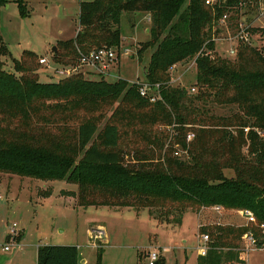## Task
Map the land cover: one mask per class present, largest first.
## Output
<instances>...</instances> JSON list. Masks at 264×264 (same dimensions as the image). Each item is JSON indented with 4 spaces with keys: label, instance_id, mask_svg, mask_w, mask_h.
I'll return each mask as SVG.
<instances>
[{
    "label": "trees",
    "instance_id": "trees-1",
    "mask_svg": "<svg viewBox=\"0 0 264 264\" xmlns=\"http://www.w3.org/2000/svg\"><path fill=\"white\" fill-rule=\"evenodd\" d=\"M15 1L27 15L25 2ZM135 11L151 16V37L138 53L153 50L146 80L160 85L156 102L123 78L90 80L78 73L42 82L31 50L6 70L1 57L9 51L0 37V174L66 181L77 192L59 194L81 207L149 209L161 222L179 225L188 210H249L256 222L248 226H204L209 248L197 258V264L244 263V236L252 234L255 247L264 248V51L241 45L234 60L205 55L214 19L205 0H90L79 2L78 30L56 44L53 62L75 65L81 54L102 47L116 48L119 57L123 13ZM193 58L197 94L193 86L171 84L170 69ZM211 103L238 111L218 116ZM98 250L102 264L104 249ZM79 262L76 246L37 248L36 264Z\"/></svg>",
    "mask_w": 264,
    "mask_h": 264
},
{
    "label": "rangeland",
    "instance_id": "rangeland-1",
    "mask_svg": "<svg viewBox=\"0 0 264 264\" xmlns=\"http://www.w3.org/2000/svg\"><path fill=\"white\" fill-rule=\"evenodd\" d=\"M23 2L27 15L20 14L15 0H7L0 7V37L9 51V55L1 57L6 70H12V59H18L24 50H31L38 57L46 56L52 61V48L60 41L73 38L78 24V0ZM147 13H123L121 55L108 72L97 73L82 67L69 76L81 73L90 80L105 78L116 81L123 78L130 83H147L146 69L153 50H144L142 56L138 53L151 37L147 30L151 16ZM217 46L222 50L223 45ZM194 62L193 58L173 66L170 69L171 84L187 88L193 86L190 91L197 94ZM50 65L60 69L71 67L56 63ZM38 72L42 82L60 79L52 68L45 65H39ZM208 108L218 116H230L238 111L235 105L216 103L209 104ZM225 174L235 176L232 169H225ZM49 189L52 194L45 196ZM59 190L77 192V186L66 181H42L0 174V264H36L34 246L43 244L76 246L86 264H97L99 247L104 249L102 264H146L147 253L152 249L158 250L161 258H166V264H197L196 248L204 226L220 224L236 228L249 225L247 217L237 210H188L179 225L161 222L149 209L84 208L77 204L76 198L61 199ZM13 224L17 226V236L23 234L20 244L17 241L9 243L7 239ZM247 241L246 236L241 239V250L246 258L241 264H264V248L248 250ZM5 244H9V251L2 249Z\"/></svg>",
    "mask_w": 264,
    "mask_h": 264
},
{
    "label": "built area",
    "instance_id": "built-area-1",
    "mask_svg": "<svg viewBox=\"0 0 264 264\" xmlns=\"http://www.w3.org/2000/svg\"><path fill=\"white\" fill-rule=\"evenodd\" d=\"M206 5L213 10L214 19L210 28V38L204 45L202 50L205 55L214 56L217 54L220 57L228 59H236L241 45H249L254 48L264 51V0H239L237 3H231L230 0H205ZM222 10V12L220 11ZM217 35H221L217 37ZM214 43L213 49H207V44ZM217 44L223 45L221 50ZM118 59V52L115 48L102 47L88 54H81L78 62L71 65L70 68H56L50 65V61L46 56H40L38 62L40 65H45L47 68H52L53 72L59 77H67L72 73H76L80 68L86 67L97 73H106ZM50 62V63H49ZM195 63V62H194ZM196 64V63H195ZM140 93L148 98L151 102H156L161 99L160 85H149L148 83L140 84ZM188 140L193 138V134H188ZM213 209L220 211L223 209L220 206H214ZM241 214L247 217L248 222H256L254 214L249 210L240 211ZM260 227L264 233V224ZM102 233H100L101 235ZM18 235L16 224H13L8 230L9 243L15 242L14 239ZM101 237V236H100ZM247 248L255 247L256 240L252 234L247 235ZM209 248V235L201 234L197 249L200 255H205ZM4 251H9V244H5L2 248ZM160 253L156 249H152L147 253L146 264H158Z\"/></svg>",
    "mask_w": 264,
    "mask_h": 264
},
{
    "label": "crops",
    "instance_id": "crops-1",
    "mask_svg": "<svg viewBox=\"0 0 264 264\" xmlns=\"http://www.w3.org/2000/svg\"><path fill=\"white\" fill-rule=\"evenodd\" d=\"M80 1H83V0H78V3L80 2ZM148 14V13H147ZM148 15H150V14H148ZM148 15H146L147 16V18H148ZM148 28H147V30L150 32V25H151V20H150V17H149V23H148ZM77 30H78V24H77V27H76V29H75V34H76V32H77ZM75 34H74V36H75ZM122 44H123V41H122ZM125 54H127V53H125ZM152 54V53H151ZM150 58H151V56H150ZM149 63V62H148ZM60 191V190H59ZM52 194V193H51ZM61 197V199H68V198H71V199H73V197H70V196H60ZM210 209H213L212 207H209ZM208 208V209H209ZM205 209H207V208H203V210H205ZM213 210H215V209H213ZM104 234H105V237H106V233H103V236H104ZM23 235V234H22ZM22 235L20 236V238H19V240H18V242L21 240V238H22ZM17 242V243H18ZM19 244H20V242H19ZM19 244H18V246H19ZM38 246L39 245H35L34 246V255L36 256V253H37V248H38ZM79 249V248H78ZM197 249V248H196ZM197 252H198V249H197ZM200 254H199V252H198V254H197V256H199ZM79 256H80V253H79ZM196 256V257H197ZM198 258V257H197ZM197 262V261H196ZM79 264H86V259L85 258H83L82 256H80V262H79Z\"/></svg>",
    "mask_w": 264,
    "mask_h": 264
},
{
    "label": "water",
    "instance_id": "water-1",
    "mask_svg": "<svg viewBox=\"0 0 264 264\" xmlns=\"http://www.w3.org/2000/svg\"><path fill=\"white\" fill-rule=\"evenodd\" d=\"M52 52H55L56 51V48H55V46L52 48V50H51Z\"/></svg>",
    "mask_w": 264,
    "mask_h": 264
}]
</instances>
